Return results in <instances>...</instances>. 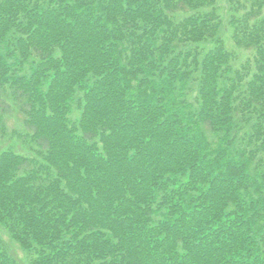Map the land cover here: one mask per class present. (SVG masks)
Wrapping results in <instances>:
<instances>
[{"label": "trees", "instance_id": "obj_1", "mask_svg": "<svg viewBox=\"0 0 264 264\" xmlns=\"http://www.w3.org/2000/svg\"><path fill=\"white\" fill-rule=\"evenodd\" d=\"M217 1L0 0V140L16 107L36 148L0 151V226L31 264H264V0L227 2L240 69Z\"/></svg>", "mask_w": 264, "mask_h": 264}, {"label": "rangeland", "instance_id": "obj_2", "mask_svg": "<svg viewBox=\"0 0 264 264\" xmlns=\"http://www.w3.org/2000/svg\"><path fill=\"white\" fill-rule=\"evenodd\" d=\"M228 0H218L216 6V13L220 18V29L219 36L222 39L223 45L226 50L234 54L235 62L233 67L235 69H240L242 65L248 59H251L253 56L252 51H244L235 47L232 41L231 29L228 24L229 21V7ZM212 8L209 9V11ZM194 13H182L176 12V19L178 21L192 15ZM202 51V54L206 53L207 49L211 47L209 43H201L196 45ZM231 77V76H229ZM77 118V114L75 113L72 116V120ZM5 123L7 126V135L4 139L0 141V151L4 148L11 147L16 153L25 155L27 157H33L34 151L36 150L35 146L30 141V135L28 131L24 128L23 125V116L19 113L16 107H12L10 112L5 118ZM0 239L6 244L9 248L11 254L20 264H31V257L20 248L13 240L10 238L9 234L0 226Z\"/></svg>", "mask_w": 264, "mask_h": 264}]
</instances>
